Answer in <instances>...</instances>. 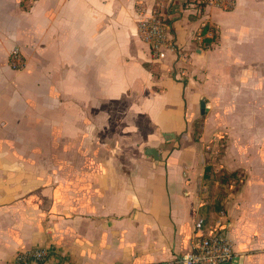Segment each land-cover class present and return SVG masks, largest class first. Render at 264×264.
Instances as JSON below:
<instances>
[{"label": "crops", "instance_id": "crops-1", "mask_svg": "<svg viewBox=\"0 0 264 264\" xmlns=\"http://www.w3.org/2000/svg\"><path fill=\"white\" fill-rule=\"evenodd\" d=\"M199 3L0 0V264L34 246L40 264H181L217 139L219 167L243 172L223 200L230 264H264V0ZM140 8L187 53L180 78L151 60Z\"/></svg>", "mask_w": 264, "mask_h": 264}, {"label": "built area", "instance_id": "built-area-1", "mask_svg": "<svg viewBox=\"0 0 264 264\" xmlns=\"http://www.w3.org/2000/svg\"><path fill=\"white\" fill-rule=\"evenodd\" d=\"M200 3L229 10L234 6V0H198ZM206 24L196 29L193 38L197 47L206 46L205 37L213 35L209 27L204 31ZM137 34L148 46L149 56L153 61H164L172 56L174 77L184 74V68L179 66L180 61L187 60V53L180 48L170 33L168 24L158 10L139 9L137 18ZM23 56L18 47L12 48L9 54V62L12 67L22 66ZM239 253L235 250L234 240L225 232L224 227L217 230H200L189 240V248L179 260L181 264H220L230 261ZM50 255L45 247L34 246L18 250L9 264H40Z\"/></svg>", "mask_w": 264, "mask_h": 264}, {"label": "rangeland", "instance_id": "rangeland-1", "mask_svg": "<svg viewBox=\"0 0 264 264\" xmlns=\"http://www.w3.org/2000/svg\"><path fill=\"white\" fill-rule=\"evenodd\" d=\"M157 63H160V61H155ZM224 139H217L213 142V144L207 145V148L204 149V143L198 144V148L196 151V156L193 157L191 161V167L194 168V170H198L201 168V153L204 149L203 154V168L208 163L212 165L213 169V176L214 181L213 183H210L209 180H204L202 183V192L205 193L206 197L204 198V206L202 207L203 210L201 214V220L198 219V226L202 227V225H205V222L207 223L205 225L204 229L206 230H217L222 227L224 222L222 221V217L224 215V206H223V200L226 197H230L231 193L236 192L241 182L240 180L243 178V172L239 169L234 170L235 176L233 175L232 170H226L224 168L219 167L220 158L222 156V153L224 151ZM194 156V155H193ZM233 175V176H232ZM223 176L230 177L228 182H225L223 184L216 181L218 178H222ZM232 177V178H231ZM207 207V208H206ZM212 207L214 209L212 210ZM226 229V228H225Z\"/></svg>", "mask_w": 264, "mask_h": 264}, {"label": "trees", "instance_id": "trees-1", "mask_svg": "<svg viewBox=\"0 0 264 264\" xmlns=\"http://www.w3.org/2000/svg\"><path fill=\"white\" fill-rule=\"evenodd\" d=\"M200 4V3H199ZM210 41H211V39H209ZM209 40H207L206 38H205V42L206 41H209ZM206 44H207V42H206ZM198 125V124H197ZM199 131V129L197 128V127H195V130H194V138L195 139H197V136H196V133ZM233 173V175L235 176V171H233L232 172ZM232 175V176H233ZM203 178H204V180L206 181V180H209L210 181V183H213V181H214V176H213V169H212V165L211 164H207V165H205L204 166V171H203ZM232 178V177H231ZM230 179V177H226V176H223L222 178H218V179H216V181L217 182H219V183H221V184H223V183H225V182H228V180ZM201 214H202V210L200 209L199 210V212H198V219L199 220H201V222H202V219H201ZM207 223L205 222V225H206ZM205 225H202V227H200V226H198V228H205ZM204 230V229H203Z\"/></svg>", "mask_w": 264, "mask_h": 264}, {"label": "water", "instance_id": "water-1", "mask_svg": "<svg viewBox=\"0 0 264 264\" xmlns=\"http://www.w3.org/2000/svg\"><path fill=\"white\" fill-rule=\"evenodd\" d=\"M147 153L151 154L154 157L158 156L157 153H156V150H154V149H149L147 151ZM231 262H232V259L230 261H227V262H224V263H220V264H230Z\"/></svg>", "mask_w": 264, "mask_h": 264}]
</instances>
